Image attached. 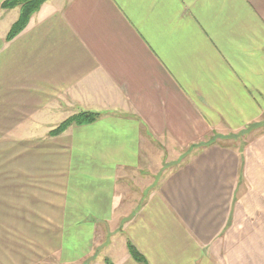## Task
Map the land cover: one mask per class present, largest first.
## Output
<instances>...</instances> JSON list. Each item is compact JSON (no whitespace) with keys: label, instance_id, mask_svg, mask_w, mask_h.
<instances>
[{"label":"crops","instance_id":"1","mask_svg":"<svg viewBox=\"0 0 264 264\" xmlns=\"http://www.w3.org/2000/svg\"><path fill=\"white\" fill-rule=\"evenodd\" d=\"M18 15L0 264H264V0H48L7 42Z\"/></svg>","mask_w":264,"mask_h":264},{"label":"trees","instance_id":"2","mask_svg":"<svg viewBox=\"0 0 264 264\" xmlns=\"http://www.w3.org/2000/svg\"><path fill=\"white\" fill-rule=\"evenodd\" d=\"M46 1L48 0H5L1 4L0 7L5 10L19 8L18 18L16 22L11 26L6 36L7 42L14 39L25 29L31 16L35 14L40 9L42 4H44ZM98 117L99 115L93 112L77 113L63 121L49 134L50 136H57L64 132L70 126H84L92 124L98 119ZM127 250L132 260L140 264L146 263V260L142 256V254H140L139 251L130 242H127ZM106 262L107 264H110L109 261Z\"/></svg>","mask_w":264,"mask_h":264}]
</instances>
